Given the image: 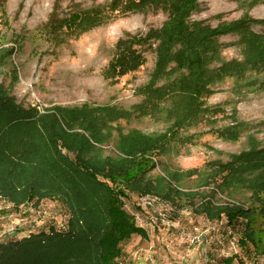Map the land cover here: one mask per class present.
<instances>
[{
  "label": "trees",
  "instance_id": "16d2710c",
  "mask_svg": "<svg viewBox=\"0 0 264 264\" xmlns=\"http://www.w3.org/2000/svg\"><path fill=\"white\" fill-rule=\"evenodd\" d=\"M150 10L167 13V21L144 36L120 39L107 71L118 82L143 67L149 51L155 53L151 79L137 91L142 101L129 109L85 103L54 106L41 114L37 108L19 105L0 83L1 194L17 207L35 199L36 205L43 199L56 200L70 213L65 232L32 233L0 244V264H120L123 245L134 236L147 237L124 208L122 199L128 192L157 195L178 207L184 201L210 222L225 217L235 226L243 220L240 245L264 255L259 235L264 231L256 228L257 216H264V147L254 134L247 135V149L207 164V172H169L158 180L151 178L158 159L172 144L193 143L203 135L182 136L183 132L196 128L205 114L223 112L205 108L215 84L233 78L239 88L264 91V77H259L264 75V32L252 29L264 27V19L245 15L212 27L190 19L199 10L198 0H113L79 16L85 15L86 25L92 27L106 23L110 13ZM79 16L60 19L54 12L41 32L60 43L63 29ZM223 35L238 37L241 60L222 58L227 46L219 42ZM13 51H0V66ZM144 117L163 120L164 132H125L120 125ZM227 118L232 120L229 125L210 132L236 143L250 126L234 114ZM195 175L199 189H184L182 180ZM218 196L228 202L222 204Z\"/></svg>",
  "mask_w": 264,
  "mask_h": 264
},
{
  "label": "rangeland",
  "instance_id": "374dc122",
  "mask_svg": "<svg viewBox=\"0 0 264 264\" xmlns=\"http://www.w3.org/2000/svg\"><path fill=\"white\" fill-rule=\"evenodd\" d=\"M111 1L0 0V51L14 49L0 66V83L11 91L19 105L25 109L37 108L44 114L54 106L76 107L88 103L129 109L142 101L137 91L151 79L156 63L154 52L146 54L143 67L118 82V78H111L107 71L120 39L128 35L144 36L151 29L162 27L168 14L159 10L119 16L110 13L106 23L92 27L86 25L85 15L79 16L80 12L107 6ZM198 4L199 10L194 11L190 19L204 21L212 27L245 15L264 19V0H198ZM54 12L60 19L79 16L70 21L74 25L68 24L63 29L60 43L49 41L41 32ZM252 29L264 32V27L253 26ZM219 42L227 45L222 52L223 59H242L236 35H223ZM212 89L214 94L205 99V108H219L223 112L207 113L196 128L183 132L182 136L203 135L193 143L172 144L158 159L159 165L151 173L153 180L166 177L169 172H207V164L226 161L229 154L247 149L248 134H254L264 147V126L261 125L264 91L239 88L233 78H226ZM233 114L250 126L238 142L223 141L210 132L229 125L232 120L227 117ZM120 125L125 132L136 129L145 134L164 132L166 126L155 117L121 121ZM197 184V175L182 180V187L187 190H198ZM211 188L200 191L207 192ZM141 198H146L143 203ZM218 198L222 204L228 202L224 196ZM122 201L125 210L148 236H134L125 243L118 260L120 264H264V255L239 243L244 231L243 220L235 226H230L225 217L210 222L184 201L182 207H178L153 194L141 196L128 192V198ZM148 201L155 202L156 207L152 208ZM245 201L250 206L251 202ZM36 202L35 199L17 207L0 192V244L32 233L69 229L70 213L64 204L51 199H43L38 205ZM160 212L166 214L165 221L159 217ZM154 220L157 224H153ZM256 228L264 231V216H257ZM259 235L264 243V232Z\"/></svg>",
  "mask_w": 264,
  "mask_h": 264
},
{
  "label": "built area",
  "instance_id": "2783aa9c",
  "mask_svg": "<svg viewBox=\"0 0 264 264\" xmlns=\"http://www.w3.org/2000/svg\"><path fill=\"white\" fill-rule=\"evenodd\" d=\"M145 199H146V198H141V199H140V202L143 203ZM157 201H158V200H157ZM158 202H159V201H158ZM153 203H155V202H152V201H148V202H147V204H149L152 208H155L156 206H153ZM159 203H160V202H159ZM167 209H169V208H167ZM161 213H162V212H160V214H159L160 216H159V217H162V219H163L162 221H165V220H166V219H165L166 214L163 215V214H161ZM154 219H156V218H154ZM165 223H166V222H165ZM153 224H157V221L154 220V221H153Z\"/></svg>",
  "mask_w": 264,
  "mask_h": 264
},
{
  "label": "crops",
  "instance_id": "0c3cea01",
  "mask_svg": "<svg viewBox=\"0 0 264 264\" xmlns=\"http://www.w3.org/2000/svg\"><path fill=\"white\" fill-rule=\"evenodd\" d=\"M147 236H148V235H147ZM138 264H143V263L140 262V263H138Z\"/></svg>",
  "mask_w": 264,
  "mask_h": 264
}]
</instances>
